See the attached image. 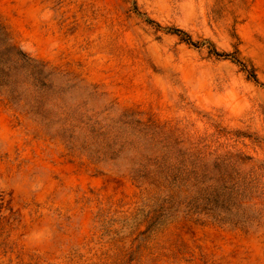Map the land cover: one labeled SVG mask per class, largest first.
Returning <instances> with one entry per match:
<instances>
[{"label": "rangeland", "instance_id": "obj_1", "mask_svg": "<svg viewBox=\"0 0 264 264\" xmlns=\"http://www.w3.org/2000/svg\"><path fill=\"white\" fill-rule=\"evenodd\" d=\"M0 22L67 82L0 88V264H264V0H0ZM178 149L235 157L247 223L135 179Z\"/></svg>", "mask_w": 264, "mask_h": 264}, {"label": "trees", "instance_id": "obj_2", "mask_svg": "<svg viewBox=\"0 0 264 264\" xmlns=\"http://www.w3.org/2000/svg\"><path fill=\"white\" fill-rule=\"evenodd\" d=\"M178 33L183 34L180 30ZM185 35V34H183ZM61 79L67 85L66 76L60 75L55 70L47 68L43 63L30 58L10 39L5 26L0 22V88L8 93H51L62 88H53L55 79ZM86 119L87 132L97 139H106V142L95 152L106 156L109 161H115V157L124 150L126 144L111 141V132L104 131L97 121ZM72 133V132H71ZM69 139H74L72 136ZM175 162H168L167 158L149 157L142 163H136L135 179L151 184L177 182V191L187 192L186 199L181 202L187 212L203 215L221 224H233L235 226L247 223L249 217L244 214L243 202L249 199V190L246 180L241 179V172L235 169L229 156L225 159H205L201 156L178 149L174 150ZM238 160L241 158L236 156ZM152 166L157 173L146 172L147 166ZM171 170L172 174L169 175ZM159 171V172H158ZM175 172V173H174ZM165 173V176H162ZM247 184V185H246Z\"/></svg>", "mask_w": 264, "mask_h": 264}]
</instances>
